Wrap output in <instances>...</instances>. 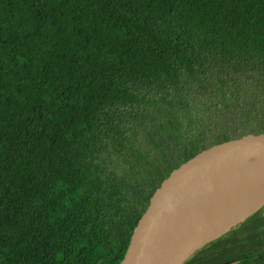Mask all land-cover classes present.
I'll return each instance as SVG.
<instances>
[{
	"label": "trees",
	"instance_id": "obj_1",
	"mask_svg": "<svg viewBox=\"0 0 264 264\" xmlns=\"http://www.w3.org/2000/svg\"><path fill=\"white\" fill-rule=\"evenodd\" d=\"M264 124V0H0V264H120L187 156ZM184 264H264V207Z\"/></svg>",
	"mask_w": 264,
	"mask_h": 264
},
{
	"label": "water",
	"instance_id": "obj_2",
	"mask_svg": "<svg viewBox=\"0 0 264 264\" xmlns=\"http://www.w3.org/2000/svg\"><path fill=\"white\" fill-rule=\"evenodd\" d=\"M259 157H264V124L230 133L187 156L154 190L120 264H168L178 231L202 193L225 170ZM259 187L264 190V183ZM263 207L264 197L251 213L206 238L181 264L207 242L239 225Z\"/></svg>",
	"mask_w": 264,
	"mask_h": 264
},
{
	"label": "bare ground",
	"instance_id": "obj_3",
	"mask_svg": "<svg viewBox=\"0 0 264 264\" xmlns=\"http://www.w3.org/2000/svg\"><path fill=\"white\" fill-rule=\"evenodd\" d=\"M264 157L246 160L225 170L202 193L182 223L168 264H181L206 238L248 215L250 203L257 208L264 197ZM232 229V228H231Z\"/></svg>",
	"mask_w": 264,
	"mask_h": 264
},
{
	"label": "rangeland",
	"instance_id": "obj_4",
	"mask_svg": "<svg viewBox=\"0 0 264 264\" xmlns=\"http://www.w3.org/2000/svg\"><path fill=\"white\" fill-rule=\"evenodd\" d=\"M257 205L254 203H250L249 212L251 213Z\"/></svg>",
	"mask_w": 264,
	"mask_h": 264
}]
</instances>
